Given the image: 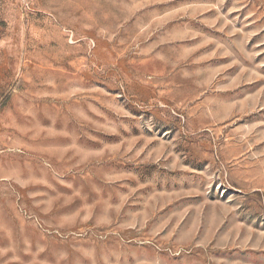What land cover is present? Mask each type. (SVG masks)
<instances>
[{
	"label": "rangeland",
	"instance_id": "rangeland-1",
	"mask_svg": "<svg viewBox=\"0 0 264 264\" xmlns=\"http://www.w3.org/2000/svg\"><path fill=\"white\" fill-rule=\"evenodd\" d=\"M0 264H264V0H0Z\"/></svg>",
	"mask_w": 264,
	"mask_h": 264
}]
</instances>
